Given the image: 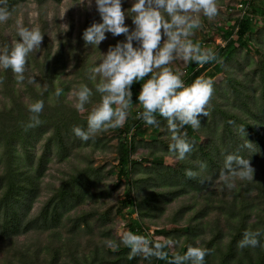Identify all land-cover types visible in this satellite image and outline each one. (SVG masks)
Instances as JSON below:
<instances>
[{
    "label": "rangeland",
    "instance_id": "obj_1",
    "mask_svg": "<svg viewBox=\"0 0 264 264\" xmlns=\"http://www.w3.org/2000/svg\"><path fill=\"white\" fill-rule=\"evenodd\" d=\"M79 2L13 0L10 4L14 10L9 20L0 24V46L11 45L19 39L17 23L37 27L43 33L39 51L26 63L23 82L16 81L11 69H0V110L7 106L23 112L26 121L23 127L26 133L31 132L25 156L21 153L22 164L28 169L23 171L43 170L27 222L39 220L37 226L43 229L45 221L40 214L53 198H57L53 207L62 214L53 232L34 230L26 236L0 242V264H157L155 257L146 259L136 255L130 259V249L120 243L122 234L129 231L126 227L129 211L123 205L127 184H118L114 174L119 159L120 130L110 128L88 141L80 140L72 132L75 126L87 128V116L100 101V94L94 87L99 76L89 79V68L99 63L110 45L124 39L123 34L114 37L106 33L107 39L98 49L86 44L82 39L83 31L93 22H100V17L94 4L89 9ZM131 3L132 0H123L122 10L129 8ZM217 6L219 14L214 19L199 15L201 26L193 29L190 37L193 43L202 41V48L214 51L226 45L220 28L230 29L248 12L247 0H217ZM125 23L130 29L133 27L128 16ZM253 26L251 51L238 49L231 61L224 64L223 72L211 79L213 92L206 106L208 116H199L201 126L194 129L195 135L187 125L179 130L193 144L186 159L177 160L175 154L168 151L171 132L163 117L157 119L156 125L141 127L143 138L129 134L133 142V197L137 204L134 217L141 221L150 239L172 240L171 252H181L189 245L208 248L209 244L222 242L226 246L230 240L231 231L226 223L217 224L214 212L205 214L213 211L218 201H229L233 190L225 186L221 170L212 169L210 158L216 156L215 150L221 145L225 132H239L247 125L264 127L261 125L264 124L261 98L264 91V20L254 19ZM189 63L192 61L185 62L177 57L168 67L180 73L185 82ZM30 76L34 83H28ZM81 84L92 88L94 94L85 110L78 112L74 107L75 93ZM57 88L62 89L59 96ZM139 88L133 93H138ZM36 100L44 101L40 123L28 127V105ZM141 110L142 105L132 104L126 122L135 125L139 120L136 113ZM13 125L11 120L7 124L8 127ZM2 153L0 147V173L6 166ZM160 156L165 157L163 166L154 160ZM201 163L205 164L203 170ZM252 168L253 179L235 178V185L264 175V163H256ZM186 169L196 171L197 175L189 178L185 186L176 185L173 172L185 174ZM64 185L71 194L60 198ZM173 227L180 232H170Z\"/></svg>",
    "mask_w": 264,
    "mask_h": 264
},
{
    "label": "clouds",
    "instance_id": "obj_2",
    "mask_svg": "<svg viewBox=\"0 0 264 264\" xmlns=\"http://www.w3.org/2000/svg\"><path fill=\"white\" fill-rule=\"evenodd\" d=\"M122 3L123 0H80L78 3L89 9L94 4L100 17V22H93L83 31L82 39L86 44L98 49L101 42L107 39L106 33L114 37L123 34L124 39L114 46L110 45L107 52L102 53L99 63L89 68V79L95 80L99 76V82L94 87L95 92L100 94V101L87 116V128L75 126L72 132L80 140L88 141L99 132L122 127L132 107V85L151 73L140 84L136 94V100L142 105L136 117L142 119L145 125H156L157 113L165 118L171 132L168 151L174 153L177 160L183 161L192 152L193 144L179 130L185 125L199 128V116H208L206 106L213 92V81L199 76L185 85L181 74L168 65L177 57L201 67L217 59L218 54L213 49L201 48L199 43L190 39L193 29L201 26L200 14L209 20L219 14L217 0H132L131 6L123 10ZM11 14V10L0 0V24L8 21ZM126 16L131 18V29L125 23ZM16 34L19 39L11 45L0 46V69H11L16 81L23 82L26 79V63L32 54L39 51L43 33L37 27L29 28L17 23ZM27 79L28 83H34L33 77ZM61 92V88L56 89L57 96ZM93 94L92 88L81 84L75 93V109L83 112ZM43 108V100L28 105V127L40 123L39 114ZM240 131L244 132V128ZM204 168L205 164L201 163L200 169ZM253 172L248 159L228 153L224 156L220 176L225 186L232 189L236 186L235 178L252 180ZM185 175L192 178L197 172L186 169ZM262 236L264 230L260 228L245 230L237 247H264L260 239ZM120 243L130 249V259L142 255L146 259L166 260L167 264H205L204 258L211 251L189 245L183 254L177 252L169 258L164 249L174 243L172 240L157 241L130 231L122 234Z\"/></svg>",
    "mask_w": 264,
    "mask_h": 264
},
{
    "label": "trees",
    "instance_id": "obj_3",
    "mask_svg": "<svg viewBox=\"0 0 264 264\" xmlns=\"http://www.w3.org/2000/svg\"><path fill=\"white\" fill-rule=\"evenodd\" d=\"M13 0H3L6 6L11 10ZM18 1V0H14ZM59 3L62 0H57ZM248 12L242 19H238L230 29L220 28L224 32L226 45L217 49V59L205 63L202 67L192 62L188 65V78L185 81L186 85L193 82L194 79L201 75H205L210 79L216 78L223 72L225 63L231 61L238 49H246V52L251 51L249 45L251 34L254 32L253 20H264V1L263 0H247ZM261 24V22H257ZM201 48L203 42H197ZM151 76V73L149 74ZM149 76L144 77L147 80ZM132 85V91L136 92L135 88L140 87L144 82ZM136 94L133 93L132 104L139 103L136 100ZM261 98L264 108V91L261 92ZM20 109L5 108L0 110V147L3 149L2 157L6 159V166L0 173V242L6 240L17 239L21 236L28 235L31 231H38L42 228L38 227L39 220L28 221V212L32 206L37 182L42 176L43 170L24 172L26 169L23 163V157L26 154V144L28 136L24 124L25 116ZM156 118L161 116L157 113ZM13 122V127H8L7 124ZM263 126L264 124L261 123ZM146 126L142 119H139L135 125L125 122L122 127H117L120 130V139L118 144V165L117 171L114 173L118 178V184L126 182L127 188L123 205L129 211V221L126 224L127 229L135 234H145L142 228V223L134 217L135 208L137 207L135 198L133 197L134 186L132 183L133 162L131 155L133 151V142L129 138V134L133 137L143 138L145 135L141 132V127ZM190 133L195 135L194 129L187 125ZM244 132L238 130L231 133H224L221 139V145L215 150L216 156L210 158L212 169L223 170L224 156L228 153H235L249 160L250 166L254 167L256 163H264V127H256L247 125ZM34 129V128H33ZM135 130V131H134ZM134 131V132H131ZM157 132V130L153 131ZM231 135V138L229 137ZM237 137V139H233ZM235 140V141H233ZM247 145V146H246ZM24 148V151H23ZM160 166L164 165L165 157L160 156L154 159ZM173 180H176V185H187L189 179L183 173L173 172ZM64 185L60 190V198L70 195L71 192L65 190ZM83 187V186H82ZM84 189V187H83ZM80 191L81 189H77ZM178 195V192L175 193ZM57 198L50 199L43 208L40 216L44 219L43 232H53L57 229L56 222L62 218V214L58 213V209L53 202ZM64 202V201H63ZM139 207V206H138ZM51 211L49 212V210ZM127 211V212H128ZM211 212L217 215V224L224 221L226 227L231 231L230 240L226 246L224 244L215 245L209 244L208 249L211 251L205 256V264H264V247L257 246L255 248L245 247L243 249L237 247V242L242 239L245 230H256L258 228L264 230V175L256 177L253 181L241 182L232 190L231 199L229 201H218L213 211L206 212L209 215ZM50 218V221L48 220ZM37 221V222H36ZM204 228L206 225L203 226ZM189 230V229H188ZM59 231V230H58ZM57 231V232H58ZM170 232H180V229L173 227ZM56 233V232H55ZM264 243V236L261 238ZM169 253V258L177 252H171L169 247L164 249ZM50 252V249H46ZM122 251V250H121ZM186 249L178 252L183 254ZM19 263L20 260L18 261ZM166 260L157 259V264H166Z\"/></svg>",
    "mask_w": 264,
    "mask_h": 264
},
{
    "label": "built area",
    "instance_id": "obj_4",
    "mask_svg": "<svg viewBox=\"0 0 264 264\" xmlns=\"http://www.w3.org/2000/svg\"><path fill=\"white\" fill-rule=\"evenodd\" d=\"M243 6H244L243 4H240V6H239V7H240V8H243Z\"/></svg>",
    "mask_w": 264,
    "mask_h": 264
}]
</instances>
